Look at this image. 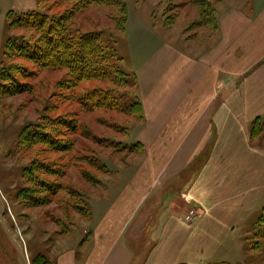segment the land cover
<instances>
[{
    "label": "crops",
    "instance_id": "1",
    "mask_svg": "<svg viewBox=\"0 0 264 264\" xmlns=\"http://www.w3.org/2000/svg\"><path fill=\"white\" fill-rule=\"evenodd\" d=\"M245 5L237 1L217 13L219 38L210 48L169 59L162 54L153 78L140 77L146 157L97 224L85 264L208 263L251 225L243 223L264 200V149L250 134L264 116V0H251L244 11ZM38 8V0H15L10 10ZM185 172L183 211L149 202L152 190L163 195ZM188 208L198 210L192 223L183 219ZM143 232L142 247L134 250ZM55 264L77 263L73 253L60 251Z\"/></svg>",
    "mask_w": 264,
    "mask_h": 264
},
{
    "label": "rangeland",
    "instance_id": "2",
    "mask_svg": "<svg viewBox=\"0 0 264 264\" xmlns=\"http://www.w3.org/2000/svg\"><path fill=\"white\" fill-rule=\"evenodd\" d=\"M14 1L0 0V59L1 50H3L2 42L10 35L7 29V14L11 11ZM200 1L124 0L127 7V20L123 31L115 30L116 21L113 16L118 14L119 7L92 6L86 11L77 10L78 13L76 12L75 16L72 13L74 18L73 23L70 24L73 31L78 28L85 31L100 30L111 41L115 40L117 56L122 58L119 64L120 70L129 75L130 81V86L119 93L124 94L122 101L126 105H130L136 98L140 100L142 119L123 111L98 110L87 114L79 111L80 107L75 100L62 102L58 97L61 90L51 87L59 78L61 79V73L42 72L35 80L29 81L27 88H30L31 84L37 85L40 80L43 81L44 88H39L37 95L32 92L18 93L0 99V256L3 260L2 264H35L34 261L39 256L42 258L37 259L36 264H40L42 260L55 264L60 251L73 253L77 264L86 263L95 243L97 224L104 219V215L116 198L130 185L147 153L145 145V153L141 155L118 153L112 147L106 148L104 140L115 142L114 145L121 148L123 144H134L146 137L143 132L144 122H142L145 119L144 106L139 98L140 85L141 80L146 82L153 78L162 54L166 59L172 58L173 52L176 54L180 51L190 56L196 55L210 48L218 40V25L195 24L202 19L199 10L206 8L205 6L200 8L196 4ZM204 1L216 6L217 13L227 10L232 3L237 4V1L243 6L246 4L244 11L251 8V0ZM74 6L69 1L41 0L40 12L52 20L73 12ZM212 16L213 14L208 19L210 22ZM11 33L16 36L24 35L31 41L40 35L33 29L27 31L15 29ZM14 62L20 66H27L29 72L34 69L28 61L15 59ZM96 86L100 85L97 82L83 83L76 90L64 91L63 94L73 99L78 93ZM40 93L44 99L41 98ZM56 94L58 95L55 96ZM38 98L43 101H38ZM49 102L60 108L57 113L49 112V116L54 119L60 116L61 112H80L77 121L74 117L67 116V118L70 124L78 122L79 125H83V128L79 130L82 134L73 137L69 131H64L63 136L57 135V137L63 142L70 140L73 150L68 147L70 151L66 153L49 152L40 157L41 160L60 159L59 163L68 166L64 177L56 175L46 177L54 185L61 183L64 191L50 201H43L40 206L25 208L18 200L17 194L24 186V169L30 162L31 156L29 152L21 150L18 146L19 136L24 125L39 118V115L44 112V104ZM148 134L150 135L149 132ZM253 140L255 146L264 149V138ZM91 160H97L98 166L106 165V171L105 167H101V172L86 163ZM185 174L187 172L181 179L179 177L175 181L179 183L171 186L174 187L173 189L166 190L159 197L157 188L152 190L149 202L171 213L183 211L181 190L188 187V175ZM90 177H93L95 183L89 181ZM96 182L101 184L98 185ZM263 208L264 200L253 215H250L249 219L243 223L244 226L252 222L244 231L242 239L238 238V234L237 239L229 238L216 258L201 264H216L220 261L264 264V237L260 241V251H249L247 247V242L253 243L257 240L255 236H252V231L260 229L256 224L257 218L263 215ZM190 209H186L187 212ZM196 211L198 212L197 209ZM159 218L153 219L150 235L155 233L156 226L161 223ZM143 237L144 235L139 237V243L133 244L134 250L142 247ZM153 239L152 237L150 241ZM120 244L123 242L121 241ZM149 245L150 242H148ZM117 248L122 249L121 245ZM120 255L123 256L124 253Z\"/></svg>",
    "mask_w": 264,
    "mask_h": 264
},
{
    "label": "trees",
    "instance_id": "3",
    "mask_svg": "<svg viewBox=\"0 0 264 264\" xmlns=\"http://www.w3.org/2000/svg\"><path fill=\"white\" fill-rule=\"evenodd\" d=\"M38 1L39 8L37 10L21 14L11 10L7 14V29L9 31L33 29L40 35L33 41L26 39L24 35H10L6 38L0 59V99L18 93L29 94L32 92V94L37 95L39 88H44L43 81L40 80L37 85L31 84L30 88H27L29 81L35 80L42 72L61 73V79L59 78L51 87L61 90L58 97L62 102L75 100L77 106L80 107L79 111L87 114L98 110L123 111L128 115L142 119L143 112L140 100L136 98L130 105H126L122 101L124 94L119 93L122 89L130 86V81L129 75L120 70L119 64L122 58L117 56L115 40L112 39L111 41L100 30L85 31L78 28L73 31L71 29L72 19L77 10L81 12L92 6H103L119 7L118 14L113 16L116 21L115 30L123 31L127 20V7L124 0H63L75 5L72 9L73 12L60 15L57 19L52 18V20L40 12L41 0ZM196 4L200 8L204 6L206 8L199 10L202 19L195 24H216L217 26L216 6H212L204 0L196 2ZM211 14L213 16L210 22L208 19ZM114 58L116 60H113ZM15 59L30 62L34 69L29 72L27 66L15 64ZM117 62H119L118 66ZM96 82L100 86L78 93L73 99L69 95L63 94L64 91L76 90L83 83ZM41 98L44 99L43 96ZM43 99L38 98V101L42 102ZM44 105V112L39 115V118L24 125L18 141L20 149L29 152L31 156L30 162L24 169V186L17 194L18 200L25 208L40 206L43 201H50L61 191H64L61 183L54 185L46 177L53 175L64 177L68 166L59 163L60 159L44 158L41 160L40 157L49 152L66 153L70 151L69 148L73 150L70 140L63 142L57 137V135L63 136L64 131H69L73 137L82 134L79 133V130L83 128V125H79L78 122L70 124L69 118H67V116L74 117L77 121L80 112H61L62 114L54 119L49 116V112H59V106L51 105L50 102ZM250 134L252 139L264 138V116L254 120ZM104 143H106L104 144L106 148L112 147L118 153H138L140 155L145 153V147L141 141L134 144H123L121 148L114 145L115 142L104 140ZM86 163L101 172L103 167H105V171L107 168L106 165L98 166L97 160ZM89 181L95 183L93 177H90ZM96 184L100 185L101 182H96ZM70 194L72 195L71 192ZM257 220L256 226L260 229L258 231L253 229L254 235L252 234V236H255L257 240L253 243L247 242L249 251H256L260 248L261 238L264 237V211ZM41 258L42 256H39L36 260ZM36 260L34 261L35 264L37 263ZM40 264L49 263L42 260ZM216 264L234 263L221 262Z\"/></svg>",
    "mask_w": 264,
    "mask_h": 264
},
{
    "label": "built area",
    "instance_id": "4",
    "mask_svg": "<svg viewBox=\"0 0 264 264\" xmlns=\"http://www.w3.org/2000/svg\"><path fill=\"white\" fill-rule=\"evenodd\" d=\"M198 212L196 209L191 208L186 214L184 215V221L186 223H192L194 219L197 217Z\"/></svg>",
    "mask_w": 264,
    "mask_h": 264
}]
</instances>
